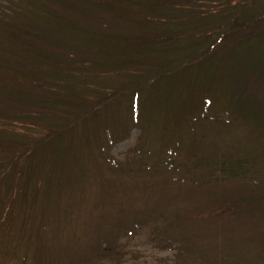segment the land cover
Segmentation results:
<instances>
[{
	"label": "trees",
	"instance_id": "1",
	"mask_svg": "<svg viewBox=\"0 0 264 264\" xmlns=\"http://www.w3.org/2000/svg\"><path fill=\"white\" fill-rule=\"evenodd\" d=\"M63 1L67 2L58 5L62 11H68V17L54 18L55 21H47L40 15H48L49 9L43 5L42 9H35L36 3L31 0H8V7L0 3V20L12 21L5 22L4 26L10 24L7 27L11 33L23 37L27 43L20 46L8 41L6 45L15 46L16 54L0 48V120L10 124L18 122L22 131L26 130L22 140L12 142L0 135V148L17 155L8 162L6 172L10 175L23 171L28 177L35 169L33 164L38 156L41 165L38 190L45 194L43 197L47 196L53 179L54 188H59L58 195L70 207L68 216L84 210L85 199L79 196L78 206L75 192L85 189V169L93 167L99 175L107 166L109 169L121 167L117 159L104 151V144L115 138L111 119H103L105 129L97 135L98 148L91 149L94 146L91 129L96 126L93 118L100 115L106 118V103L119 101L129 93L131 120L139 126L143 110L140 94L166 81L167 90L174 88L165 100L166 119L178 120V115L183 114L184 129L199 136V141H207L209 137L205 131H196L199 123L205 126L208 122L210 128L222 131L221 137L217 134L219 139L233 138L239 126L250 134L240 146L230 147L228 140L225 144L224 140L219 141L224 145L216 143L219 151L205 158L194 156L193 144L182 152L178 135L167 140L162 157L150 148L138 146L134 153L137 159H142L143 167L152 170L163 163L169 170L173 168L176 175L181 171L177 176L178 186L196 183L192 174H185V164L191 166L187 162L194 156V167H201L200 174L204 175L197 184L201 188H220L219 194L208 198L207 204L197 201V207L176 216L172 212H154L144 218L142 210H136L133 220L126 219L124 223L117 216L113 219L108 208L99 206L100 212L95 214L96 232L85 242L84 258L79 257L78 250L79 259L71 264H103L104 260L109 264H127L128 255L133 259L132 264H264V12L258 16L252 13V7L259 0H228L225 6L231 7L227 13L199 7L201 0ZM72 3L82 10L70 11L68 6ZM86 7L97 8L100 13L106 11L112 22L120 19L132 27L123 25L126 27L122 31L113 33L109 23H101L103 30L95 29L98 22L86 21L83 17ZM15 9L24 10L28 15L22 18V12ZM47 31H51L50 37H46ZM183 39L190 41L181 45ZM25 45L41 50L37 52ZM15 61H19L17 68H14L18 64ZM21 63L34 69L24 73ZM206 69L210 72L197 88ZM113 75L124 78V83H110ZM19 76L23 78L21 84ZM93 76L99 78V85L90 81ZM141 80V85L129 87ZM92 84L95 87L89 86ZM78 134L83 140L81 147H76ZM187 169L193 173V167ZM129 198L127 201L132 202ZM203 205L213 208V215H208L207 220L215 226L210 240L192 232L193 221ZM98 209L91 212L96 213ZM234 217L245 228L233 226L234 221L230 219ZM161 219L164 224L159 226ZM68 221L69 218L64 221L63 228L71 231ZM100 222L103 233L99 232ZM146 223L151 228L147 230L146 240L171 255L149 261L145 252L127 250L121 243L119 233L123 228L127 238H131L148 228ZM55 225L58 228L61 223L55 222ZM81 229L93 232L85 226ZM68 241L70 244L73 240ZM69 252H72L70 245Z\"/></svg>",
	"mask_w": 264,
	"mask_h": 264
},
{
	"label": "rangeland",
	"instance_id": "2",
	"mask_svg": "<svg viewBox=\"0 0 264 264\" xmlns=\"http://www.w3.org/2000/svg\"><path fill=\"white\" fill-rule=\"evenodd\" d=\"M31 1L36 3L35 9H42V5L49 9L50 13L48 15H43L42 13L40 14L44 16L47 21H55L54 18H59L62 20L68 17V15H66L68 11H62V8L58 5V3H62L63 5L67 1ZM201 1L202 2L200 3L199 7L205 9L207 8V10L215 8V13L220 11H225V13H227L231 7L225 6L226 3H229L228 0ZM230 1L234 2L236 0ZM7 2L8 0H0L1 5L4 7L9 6L7 5ZM171 6L174 5L172 4ZM242 6H246V3ZM68 8H70V11H73L74 9L82 10V7L80 8L79 6L74 5V3L68 6ZM252 8L250 9H252L254 16L261 15V13L264 12V0H259V3ZM27 9L29 14L32 16L33 13L30 8L28 7ZM15 10L22 12V18L23 16L28 15V13L24 12V10ZM82 12V14H84L83 17H86V21L96 20L98 22H96L98 24L97 26L94 24V26H96L95 29L98 28V30H103L104 27L102 24L108 25L107 23H109V27L111 29L110 31L114 33L122 31L121 28L126 27L123 25L129 24L120 19L116 20V22L114 21V23L112 22L111 16L108 12L103 11L100 13L99 9L97 8L90 9L89 7H86V9ZM57 13L60 14L54 15ZM59 19H56V21H59ZM25 20L27 19H24V21ZM5 22L11 23L12 21L10 22L7 20H0V48L6 49L8 52H13L16 54V52L13 51L15 46L9 47L6 45V43L8 41H13L16 45L20 46L23 43H27L24 39H22L23 37H18L14 33H11L12 30L8 28L11 27L10 24H7L8 27L4 26ZM41 24L44 25V22H41ZM128 26L132 27L131 25ZM32 29L36 31L35 28ZM24 33H26V31H24ZM40 34L43 33L41 32L39 35ZM45 35L46 37H50L52 33L51 31H47V34L45 32ZM187 41L190 40L184 41L183 39V41H181V45ZM25 46H30L37 52L41 50L32 45ZM17 54H19L21 58L27 59L24 54ZM15 64L17 65L14 68H17L19 61H15ZM5 67L9 68L10 66L7 65ZM20 67L25 69L23 71L24 73L34 69V67H31L30 65L22 66V63L20 64ZM209 72V69L204 71V76H202L203 78L199 80L198 84L196 83L197 88L199 87L200 83L205 78H207L206 74ZM123 79L124 78L122 77H115V75H113L111 77L110 83L118 85L119 83L121 84V82L125 81ZM21 80H23V78L19 76V84L22 83ZM86 81V79L83 80L84 83H86ZM90 81L97 85L100 83L99 78L94 76L90 77ZM166 83L167 81L162 84H155L152 89H147L145 91L143 90V93L140 94V96H142L143 105L140 107H143V110L141 109V124L139 126L134 124V122L131 120L130 101L132 96L129 93L126 96L121 97V99H119L120 102L114 99L111 104L106 103L108 110L106 118H103L104 115L93 118L92 122H94L96 119V126L91 129V140L92 144H94V146L91 145V149L96 151L98 148L97 135L103 133L105 129L103 126V119L109 121L111 119L113 124L112 134L115 135V138H112L111 142L104 144V151H106L109 157L111 156L115 161L117 159V161L121 163L120 168L123 167L125 170L120 171V168L109 169L110 166H107L109 168H103L98 175L93 167L88 166L87 169H85L86 184L83 185L85 189L82 191L78 190L77 193L75 192L76 197L74 196L76 198L77 204L79 203L77 198L79 196H83L85 199L82 204L84 210H79L78 212L74 211L70 216H68L70 214V211H68L70 207L66 205V201H62V195H60V193L58 195L59 188H54L53 179H51V183L49 182V189L46 197H43L45 194L40 192L41 190H38L41 169L40 159H37L38 156L36 157L33 164L35 169L32 170L31 173H28V177L27 174L25 175L23 173V171L19 173L17 172L18 174L16 173L15 175L11 173L10 175L9 171L6 172V170L8 169L10 161H12V158H15L14 155L16 154H13V151L10 152L7 149L0 148V264H71L75 262L76 259H79L80 256L84 258V254L86 253L85 242L90 240V238L93 237L96 232L95 227H97V224L95 222L98 223V220L96 221L95 214L100 212V209H98L99 206L101 208H108L113 219H116L117 216L122 222L126 221V219L128 222L133 220L135 214L134 212L136 210L137 212H139L138 210H142V216L144 218L148 217L154 212H160L161 214H168V212H172L176 216L181 212H187L190 209L197 207V201L198 204H207L205 201H207L208 198H213L216 193L219 194L217 190H220V188H201L199 187V184H197V180L204 178V175L200 174L201 171L203 172L201 167H194V156H202L203 158L206 156H214V154L219 151L216 150L217 147H215V144L221 140H224V144L226 143L225 141L228 140L230 147L233 145L240 146V144H242L245 139L248 140L247 138L250 137V134L244 131V128L242 129V127L239 126V128H236V135H234L233 138L219 139L217 134H220L222 131H219L218 128L215 130L210 128L208 122L207 124L204 123L205 126L199 123L195 128L196 131L199 133H201V131H205L209 135L207 141H199V136L197 137L190 133L188 129H184L185 122L182 119L184 116L183 114H181L182 116L178 115V120H172L170 122L168 119H166L165 100L168 99L171 91L174 89L170 88V91L167 90L169 83ZM94 84L89 86L95 87ZM141 84L142 80L136 84H129V87L138 86ZM86 85L87 84H84V86ZM94 94L96 95L97 93ZM94 94L91 95L94 96ZM99 95L100 94L97 95L98 98ZM178 101L180 100L178 99ZM177 126H180V128H177ZM83 127H85V125H83ZM22 128L23 127L20 126V123L18 122L10 124L7 121L0 120V135L9 142H12L16 139L22 140L25 137L22 134L26 133V130L22 131ZM175 135H178L181 138L180 146L182 152H186L190 145H194L193 159L191 160L190 158L187 162L191 166L185 164V174H192L191 178H193V181L196 182L195 184L193 183L194 185H176L178 182L177 176H179L181 171H178V174L176 175V173H173L172 171L173 168L169 170V168H167V166H165L163 163H160L159 166H154L151 168L152 170H149L143 167L142 159H137V153H134L138 146H140L144 149L150 148L154 154L162 157L166 143L172 138H175ZM221 136L222 134L219 135V137ZM27 139L29 140V138ZM76 141V147H78V145L81 147L82 145L80 141L83 142V140H81L80 134L77 135ZM218 144L221 146L224 145L223 142H219ZM187 167H193V173L190 172ZM126 170L131 172H127ZM178 190H180L182 194ZM212 192L214 193L212 194ZM128 197H131L129 200H132V202L127 201ZM102 200L104 202L99 204ZM105 202L107 205L103 206ZM78 206L80 205L78 204ZM92 209L98 210L95 213L91 212ZM208 215H213V208L208 205H203L192 224V232L199 233L203 236L204 240L212 239L211 234L214 233L215 229L214 224L207 221L210 219ZM193 216L195 217L196 214L193 213ZM66 217L70 219L68 224L72 226L68 227V230L72 228L71 231H67L63 228L66 223H64V221L67 220ZM244 217L246 218L247 216L245 215ZM235 219L236 217L230 219L234 221V223H231L233 226H238L240 227L239 229L245 228V224H239V221L236 222ZM55 222L58 224L61 223V225L58 228H55ZM163 222V219H161L159 226H162L164 224ZM102 225L103 224L100 222V227H102L99 228L100 233H103ZM84 226L88 227V230L91 229L93 232H84L83 229H81ZM147 227L148 228H145L144 231H140L141 233L136 232L134 236H131V238H127L126 232L123 231V228L119 233V237L122 235L121 243L123 242L126 245L127 250H138L140 252H145L148 255L147 257L149 261H155L158 257H166L171 255V252L154 248L149 240H146L148 235L147 230L151 229L148 224ZM110 232L113 233L114 231ZM68 239H72L74 242L71 241L69 244ZM100 239L102 238L100 237ZM226 242L227 239L225 238V243ZM69 245L72 252H69ZM76 253L79 255V257L76 255ZM71 254H75L76 258L71 256ZM126 258L127 264H132V257L128 255ZM82 263L87 264L86 262ZM109 263V261L104 260L103 264Z\"/></svg>",
	"mask_w": 264,
	"mask_h": 264
}]
</instances>
